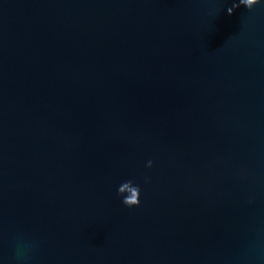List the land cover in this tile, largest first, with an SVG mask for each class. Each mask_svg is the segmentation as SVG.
Masks as SVG:
<instances>
[{
  "label": "water",
  "instance_id": "95a60500",
  "mask_svg": "<svg viewBox=\"0 0 264 264\" xmlns=\"http://www.w3.org/2000/svg\"><path fill=\"white\" fill-rule=\"evenodd\" d=\"M0 264H264V0H0Z\"/></svg>",
  "mask_w": 264,
  "mask_h": 264
},
{
  "label": "clouds",
  "instance_id": "9594fccd",
  "mask_svg": "<svg viewBox=\"0 0 264 264\" xmlns=\"http://www.w3.org/2000/svg\"><path fill=\"white\" fill-rule=\"evenodd\" d=\"M151 164V161H149V165ZM123 203L125 204V199L123 200ZM126 205V204H125ZM34 244L30 240H24L22 238H19L16 243V247L14 250V255L18 261H24L28 258L31 250L33 249Z\"/></svg>",
  "mask_w": 264,
  "mask_h": 264
}]
</instances>
